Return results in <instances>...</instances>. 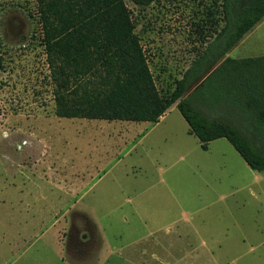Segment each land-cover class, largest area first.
<instances>
[{"label": "rangeland", "instance_id": "rangeland-1", "mask_svg": "<svg viewBox=\"0 0 264 264\" xmlns=\"http://www.w3.org/2000/svg\"><path fill=\"white\" fill-rule=\"evenodd\" d=\"M221 1L154 0L139 7L126 0L163 96H170L176 80L222 27ZM238 43L218 61L264 54V17ZM48 73L36 0H0V264H192L190 253L199 242L202 251L214 246L217 254L198 264H264V246L258 247L264 233V170H252L226 138L202 149L176 103L134 149L128 143L103 154L101 177L80 183L87 187L77 202L86 212L84 223L56 227L62 228L64 261L47 253L42 241L25 250L29 236L45 226L23 227L20 219L49 210L33 206L20 212V202L37 205L40 194L59 193L37 173L82 162L83 155L94 163L98 151L90 150L91 136L100 138L99 126L126 123L56 116ZM140 123L139 129L151 125ZM60 197L66 202L65 194ZM98 232L101 242H93ZM250 246L257 249L244 255ZM95 248L98 261L90 254ZM125 253L132 258H123ZM140 253L145 259H137ZM164 254L170 257L160 261Z\"/></svg>", "mask_w": 264, "mask_h": 264}, {"label": "trees", "instance_id": "trees-1", "mask_svg": "<svg viewBox=\"0 0 264 264\" xmlns=\"http://www.w3.org/2000/svg\"><path fill=\"white\" fill-rule=\"evenodd\" d=\"M36 3L56 116L157 122L176 103L202 149L226 138L250 168L264 170V54L218 61L264 17V0L221 1L222 27L169 97L155 84L126 0Z\"/></svg>", "mask_w": 264, "mask_h": 264}, {"label": "crops", "instance_id": "crops-1", "mask_svg": "<svg viewBox=\"0 0 264 264\" xmlns=\"http://www.w3.org/2000/svg\"><path fill=\"white\" fill-rule=\"evenodd\" d=\"M237 44H240V43H237ZM236 46L237 45H235L232 49H235ZM232 49H230L229 52H227L226 54L230 53ZM124 122L126 123H119V125H112V127L107 128L106 130L102 128L103 126H99L100 138H97L96 135L91 136V138L88 141L90 150L94 151L95 153L98 151V160H95L94 163H91V155H88L91 152L87 150L88 157L86 155H83L82 162L79 158V161L75 163L72 162V164L63 165V168H61L60 170H57L51 167L49 170L46 169L47 171L42 170L41 172L37 173V175L41 179L44 178L48 182V185L51 187L49 188V190L55 189L59 193L56 196H53L52 193H49V192L40 194L38 197L39 204L37 205L24 204L23 202H20V205H21L19 207L20 212L21 211L27 212L33 206L37 207V210L39 209L43 211L49 210L48 211L49 213L46 215L40 213L37 216L33 214L31 217L28 216V214L26 213L25 216H28L30 218L28 219V217H22V219H20V225L23 227L28 226V225L32 226L33 228L34 227L37 228L41 225L45 226L43 230L41 229L39 230L40 231L39 233H37L38 232L37 230L35 234L33 233V235L29 236V241L27 245L24 247L25 250H27L30 247H33V245L36 244V242L42 241V244L44 245V248L47 253H54V255L58 256L61 261H64V258L62 256V253H64L63 241L61 237L62 228L56 229V227L58 225L62 227L63 225H66V223L68 222L72 224L73 222H71V220L77 224L84 223L85 218L83 217V215L86 214V212L82 211L80 207L77 206L78 204L77 202L81 199L82 195H84L87 187L84 184L80 185V183H82L83 180H85L87 177L93 178L94 176L95 177L102 176L100 172L104 171L101 166V159H102L103 154H108L109 152L119 151L120 149H122L121 147L122 145L127 146L128 143L132 144L130 149H134L150 133L151 129H153V127L157 123V122H149V121H124ZM140 122H149L151 123V125H145V127H143L142 129H139L138 126H140L141 124ZM95 129L97 130V128ZM40 146L43 147V144H40ZM38 157H41V154H38ZM38 157L37 158L34 157L33 159L36 160V162H38ZM119 160L120 159H118V161ZM36 162L34 161V163ZM61 194H65L67 196L66 199H63L66 202H63V203L60 202V199H62V197H60ZM74 210H76V212H72ZM70 211L72 213L71 215L72 217L70 216L71 213H69V216H66L67 217L66 218L65 214H67ZM65 218L67 222H65ZM45 220L47 222H45ZM143 222H144V225L147 224L146 220H143ZM174 223L177 224V221H174ZM94 224L97 226L95 221H94ZM21 231L22 230H19L17 232V235L20 238H22ZM180 232L181 231L177 232L178 234L177 239L180 238V236H182ZM87 234L88 233L84 234V238ZM95 234H96V238L93 240V242H96V241L101 242L98 236L99 232ZM260 235H262V237L259 241L258 247L264 246V233L262 232ZM202 247H204V243L202 242H199L194 247H192V252H195V253H190L192 254L191 255L192 264H198V261L204 256H206L205 258L208 260L214 261L216 259V256H215L217 254L215 250L216 247L214 246L207 247L206 249H204V251H202ZM217 247L221 248V246H217ZM255 249H257V246L255 247L250 246L246 251L242 253L244 255H248L249 253H254ZM202 252H205V253H202ZM90 254H91L92 259H95L96 261H98V257H97L98 253H96V248L93 249ZM110 254L111 256L113 255V253H110ZM165 254L171 255L172 253H165ZM165 254L159 258L160 261H163L164 259H167L168 257H170L168 256L167 258H165L166 257ZM78 255L79 257H81L82 253H78ZM143 255L144 253H140V257H137V259L138 258L145 259ZM116 256H120V253H116ZM123 258L131 259L132 256L131 255L126 256V253H125ZM181 259H183V257L180 255L179 260Z\"/></svg>", "mask_w": 264, "mask_h": 264}, {"label": "water", "instance_id": "water-1", "mask_svg": "<svg viewBox=\"0 0 264 264\" xmlns=\"http://www.w3.org/2000/svg\"><path fill=\"white\" fill-rule=\"evenodd\" d=\"M252 169V168H251ZM253 170V169H252Z\"/></svg>", "mask_w": 264, "mask_h": 264}]
</instances>
